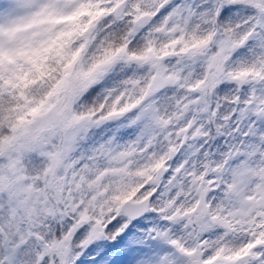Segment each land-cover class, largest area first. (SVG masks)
<instances>
[{
	"label": "snow or ice",
	"instance_id": "snow-or-ice-1",
	"mask_svg": "<svg viewBox=\"0 0 264 264\" xmlns=\"http://www.w3.org/2000/svg\"><path fill=\"white\" fill-rule=\"evenodd\" d=\"M0 264H264V0H0Z\"/></svg>",
	"mask_w": 264,
	"mask_h": 264
}]
</instances>
